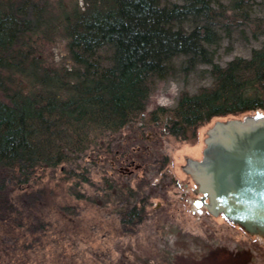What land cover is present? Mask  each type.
I'll return each mask as SVG.
<instances>
[{"label": "trees", "instance_id": "obj_1", "mask_svg": "<svg viewBox=\"0 0 264 264\" xmlns=\"http://www.w3.org/2000/svg\"><path fill=\"white\" fill-rule=\"evenodd\" d=\"M230 25L247 27L254 40L264 35V17L251 15L248 0H84L55 16L35 0H0V264L34 263L27 251L50 245V216H68L66 201L49 200L53 191L35 177L78 166L94 137L142 121L153 82L174 71L175 59L188 73L208 65L211 83L148 114L168 135L186 139L213 118L264 111V46L214 62ZM56 37L69 67L38 54L37 43ZM142 214L126 208L120 222Z\"/></svg>", "mask_w": 264, "mask_h": 264}, {"label": "rangeland", "instance_id": "obj_2", "mask_svg": "<svg viewBox=\"0 0 264 264\" xmlns=\"http://www.w3.org/2000/svg\"><path fill=\"white\" fill-rule=\"evenodd\" d=\"M35 1L52 16L84 6V0ZM248 5L253 17H264L262 0H248ZM229 30V36L222 32L216 48L214 62L219 65L234 57L248 58L252 49L264 46V35L254 40L247 27L230 25ZM36 47L47 65L70 66L65 40H42ZM181 61L175 59L174 71L153 82L142 121L94 137L75 162L78 166H58L35 177L37 184H46V194L53 191L49 200L66 201L68 216L51 213V227L45 225L44 231L52 241L48 248L27 251L32 264H264V238L196 206L199 195L182 171L186 159L201 158L213 122L233 117L213 118L186 139L168 135L148 120L155 108L174 107L181 92L194 94L211 83L208 65L188 73L179 69ZM132 206L143 208L142 219L122 225V212ZM69 208L75 215L66 212ZM48 209L54 211L52 205ZM52 250L61 252L55 263Z\"/></svg>", "mask_w": 264, "mask_h": 264}, {"label": "water", "instance_id": "obj_3", "mask_svg": "<svg viewBox=\"0 0 264 264\" xmlns=\"http://www.w3.org/2000/svg\"><path fill=\"white\" fill-rule=\"evenodd\" d=\"M203 143L201 158H188L182 166L198 206L264 238V114L216 120Z\"/></svg>", "mask_w": 264, "mask_h": 264}]
</instances>
